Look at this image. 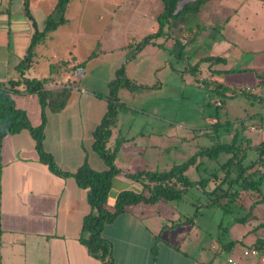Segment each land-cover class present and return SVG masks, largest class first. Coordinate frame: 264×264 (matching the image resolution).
Masks as SVG:
<instances>
[{"label":"crops","instance_id":"obj_1","mask_svg":"<svg viewBox=\"0 0 264 264\" xmlns=\"http://www.w3.org/2000/svg\"><path fill=\"white\" fill-rule=\"evenodd\" d=\"M72 1L68 3L65 12L66 23L59 25L49 33L45 42L36 46L33 61L24 76L45 78L46 88H57V84L70 88L69 98L62 110L56 113L46 111L47 119L42 146L53 157L58 168L65 172H73L86 159L90 167L101 171L106 166L92 150V131L106 111L107 100L96 93L108 92V84L115 78V70L122 63L114 68V76L107 81L106 90L98 92L79 84L85 78L90 64L99 60L101 55L93 56L94 52H92L85 60L75 54H68L65 57L37 55V50L50 43L59 44L64 39L70 41L69 13ZM208 2L203 6H208ZM249 2L250 0H243L229 8L226 12L225 24L230 22L236 13L243 11L247 13L246 17L256 14L253 17L261 18L264 26V7L262 6L259 11L257 7L250 9L248 8ZM55 3L56 0H30V9L32 13L35 10L44 9V14L48 16ZM225 24L202 25L208 26L204 30L215 28L219 30L223 29ZM43 25L38 26L41 28ZM31 32L32 25L24 13L23 0H0V82L19 78L16 65L26 53ZM196 33L194 41L198 40L201 31L196 30ZM230 42L228 45L231 46L225 53L213 50V54L207 55L225 59V64H219L216 70L210 69L208 76H212L214 71L224 73L230 69H248L247 72L264 70V49L246 50ZM41 58L48 61L40 65ZM57 61H63L64 64L54 65L53 63ZM50 64L54 66L52 69ZM75 71L79 75L78 79L74 77ZM219 83L225 85L227 90L233 86L231 83ZM255 83L257 85L260 82L256 79ZM18 89L20 92L12 94L15 107L26 112L33 126L39 125L41 115L37 94L24 92L22 84L18 86ZM252 90L253 88H250L249 91ZM213 120L214 125L215 122L218 123L215 119ZM250 130H255V128L250 127ZM259 132L261 137L259 142L249 138L245 143L247 150L254 151L255 155H248L246 150L244 164H250L257 159L256 151L249 147L264 140V121L260 124ZM122 151L128 155L133 154L132 148H122ZM130 159L129 164L133 158L130 157ZM116 165L122 172L118 173L113 181L126 186L131 185L133 180L127 178L123 172L134 171L125 170L121 164L116 163ZM137 170L140 169L135 171ZM255 170L259 172L257 166L248 172ZM222 172L223 175L224 171ZM216 185L218 182L210 180L203 191H206L207 195ZM242 192H246L245 199H240ZM218 195L214 193V196ZM252 197L253 200L250 199ZM257 199L259 197L256 192L240 191L239 198L234 205L239 206L242 203V207L246 206L248 209L245 215L236 216H247L244 223L234 221L231 225V227L235 223L242 225L240 227L242 230H238L237 240L234 239L236 243L230 250L224 246L228 241L220 243L218 247L212 244L216 250L210 255L195 246L192 237L198 236L209 227H216L220 232L227 227H223L221 222H213V218L211 224L207 222L203 224L201 221L203 206L201 205H197L194 212L186 216H182L177 210L173 211L170 207L165 210L155 209L158 204L161 205L162 201L154 204L131 205L104 225L102 235L112 244L113 264H219L215 258L219 251L223 250H228L229 253L220 264H233L229 262V259H232L235 264H264V244L256 248L258 238H261L264 243L261 232L264 227L257 228V225L264 221V215L257 216L253 213L254 207L264 201H257ZM209 203L208 197L205 206H217ZM113 204L114 201L112 206L106 203V208L112 211ZM89 210L86 189L78 186L72 177L60 176L49 170L48 166L39 159L35 141L27 129L6 134L0 138V264H102L101 260L93 257L86 246L79 241L81 222ZM248 220H251L252 224L248 225ZM175 222L183 224L181 227L184 228L179 245H172L169 242L171 234L168 235L167 241H157L158 236L167 227H173ZM169 232L171 231L168 230ZM84 235L87 236L86 233ZM237 241L252 247L255 253L244 254V251H247L244 249L239 254H234ZM157 242H159L158 248L155 244Z\"/></svg>","mask_w":264,"mask_h":264},{"label":"rangeland","instance_id":"obj_2","mask_svg":"<svg viewBox=\"0 0 264 264\" xmlns=\"http://www.w3.org/2000/svg\"><path fill=\"white\" fill-rule=\"evenodd\" d=\"M242 1L211 0L208 6H203L198 15L191 16V26L193 22L199 25L225 24L227 10ZM262 6L264 7V0H250L248 8L257 7L259 11ZM161 10V0H73L69 13L70 41L64 39L59 44L50 43L37 50V55L65 57L75 54L83 60L92 52L93 56L101 55L99 60L93 61L89 68H86V76L79 84L98 92L106 90L107 81L114 76V68L126 61V73L138 86L131 89L119 88L122 104L108 141V146L113 147L117 137L121 140L122 148L133 149V154L128 155L120 146L116 163L121 164L125 170L167 169L203 148L230 143L236 132L238 143L235 145L242 146V142L245 144L249 138L259 142L260 124L264 121V70H233L224 73L214 71L212 76H208L210 69L216 70L219 64L225 63L205 61L203 56L213 54V50L225 53L231 46L228 45L229 41L246 50L264 49L262 19L253 17L256 14L246 17V12L236 13L223 29H203L198 40L191 43L187 42L190 32L182 35L177 29L171 30L168 35L147 44L136 53L134 59L129 60V56L135 51L134 43L155 30L156 17ZM42 11L33 12L39 26L44 24L47 17L44 9ZM207 27L205 25V29ZM199 44L201 46L198 47ZM47 61L41 58L39 64ZM195 63L199 65L197 73L192 70ZM53 64L62 65L64 62L57 61ZM74 77L79 78L76 71ZM256 79L260 82L257 85ZM219 82L231 83L233 86L223 93L221 88L216 87ZM246 88L253 90L246 91ZM213 119L218 121L217 127ZM250 127L255 130H250ZM247 151L248 155H255L254 151ZM230 155L231 153L224 151L214 157L208 154L198 155L200 166H190L186 174L192 180L206 178ZM130 157L133 158L131 164ZM222 173L218 171L216 178L219 181L222 179ZM223 187L225 189L227 184ZM121 189L139 191L141 186L135 181L127 186L112 181L107 201L109 205ZM260 191L264 197V179ZM215 193L220 195L221 192ZM245 193L242 192L240 199L246 198ZM250 199L253 200V197ZM207 202L208 196L202 187L197 185L182 200L162 201L155 209L165 210L170 207L186 216L191 215L197 205L203 206V224H211L213 218V222H221L223 227H227L222 232L216 227H209L195 236L196 238L192 237L194 245L210 255L216 250L212 244L218 247L220 243L236 239L242 225L235 223L231 227L234 222L232 217L245 215L248 208H243L241 203L239 206L235 205L231 214L224 215L220 207L205 206ZM253 213L257 216L264 215V203L255 206ZM247 222L248 225L252 224L251 220ZM181 225L183 224L175 222L173 227H165L157 241H167L168 235L171 234L169 242L179 245L184 229ZM168 230L171 232L168 233ZM261 232L264 237V229ZM155 244L158 248L159 242ZM251 248L237 241L234 254L246 249L250 255ZM228 253V250L219 251L215 261L223 263Z\"/></svg>","mask_w":264,"mask_h":264},{"label":"trees","instance_id":"obj_3","mask_svg":"<svg viewBox=\"0 0 264 264\" xmlns=\"http://www.w3.org/2000/svg\"><path fill=\"white\" fill-rule=\"evenodd\" d=\"M70 1L56 0L53 10L46 17L43 27L40 28L30 9V0H23L24 13L32 25V32L26 53L16 65L19 78L0 82V138L6 134H13L22 129H27L35 141L39 159L48 166L49 170L60 176L72 177L78 186L86 189L90 210L82 219L79 241L86 246L88 252L93 257L100 259L102 264H113L112 244L102 235L103 227L106 223L112 221L131 205L139 203L154 204L158 201H180L194 186L200 185L204 189L210 180L218 182V185L207 193L210 199L209 204H216L222 209L224 215L232 213L235 206L234 203L239 198L241 190L256 192L259 197L257 201H264L260 191V185L264 179V140L249 147L256 151L257 159L250 164H244L247 146L244 141L242 146L235 145L238 143L237 137H235L237 133H235L230 143H219L210 148H203L183 162L173 164L167 169H140L134 172H123L127 178L140 183L141 189L139 191L130 189L119 191L114 200L113 210L106 208L113 178L122 172L116 165V157L120 150L121 140L116 138L113 147L108 146V141L116 124L118 109L122 104L118 90L119 88L131 89L138 86L126 73V61L115 70V78L109 82L108 92L105 94L96 93L107 100V108L92 131V150L103 161L106 168L101 171L95 170L90 167L86 159L73 172H65L58 168L53 157L42 146L47 119L46 111L49 110L52 113H56L62 110L69 98L70 88H46L44 86L45 78H28L24 74L33 61L36 46L45 42L49 33L54 31L59 25L66 23L65 12ZM208 1L210 0H161L162 10L156 17L157 29L134 43L135 51L128 59H134L136 53L140 52L147 44L154 43V40L159 37L168 35L167 33L171 30L177 29L182 35L190 32L187 42H193L197 34L196 30L201 31L205 29V26L195 22L191 26L189 20L191 16L198 15L203 5ZM176 40L179 42L178 39ZM203 60L209 62L225 61L224 58L217 56H207ZM198 66V63L192 66L194 73H197ZM53 67V65L50 66L51 69ZM233 70L248 71V69H230L226 72ZM21 84L24 86V92L36 93L38 96L41 122L37 126H33L28 120L26 112L15 107L12 101V94L20 92L18 86ZM216 87L217 89L221 88L223 92L227 90V87L222 83H217ZM215 125L217 127L218 123L215 122ZM222 151L231 153V155L219 165V169L216 168L211 171L208 177L192 180L186 174L190 166H195L196 168L200 166L201 162L197 161L198 155L208 154L210 157H214ZM254 166H257L259 172L256 170L248 172ZM218 171H224L220 181L216 178ZM224 183L227 184L225 189L222 188ZM217 191L221 192L220 195L214 196ZM246 219L247 216H235L233 221L244 223ZM259 227H264V221L257 225V228ZM85 233L87 236L84 235ZM234 244L235 241L230 240L224 246L230 250ZM263 244L262 239L258 238L256 248Z\"/></svg>","mask_w":264,"mask_h":264},{"label":"built area","instance_id":"obj_4","mask_svg":"<svg viewBox=\"0 0 264 264\" xmlns=\"http://www.w3.org/2000/svg\"><path fill=\"white\" fill-rule=\"evenodd\" d=\"M57 85H58V87H66V86H64V85H62V84H57ZM245 90H250V89H249V88H246ZM251 252H252V253H255V250H251ZM244 254H248V251H244ZM229 262L235 264L234 261H233L232 259H229Z\"/></svg>","mask_w":264,"mask_h":264}]
</instances>
